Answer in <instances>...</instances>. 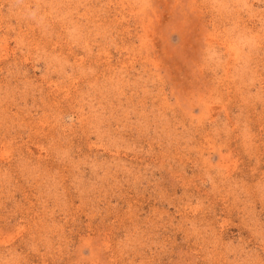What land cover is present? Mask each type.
Instances as JSON below:
<instances>
[{"label": "rangeland", "instance_id": "1", "mask_svg": "<svg viewBox=\"0 0 264 264\" xmlns=\"http://www.w3.org/2000/svg\"><path fill=\"white\" fill-rule=\"evenodd\" d=\"M0 264H264V0H0Z\"/></svg>", "mask_w": 264, "mask_h": 264}, {"label": "bare ground", "instance_id": "2", "mask_svg": "<svg viewBox=\"0 0 264 264\" xmlns=\"http://www.w3.org/2000/svg\"><path fill=\"white\" fill-rule=\"evenodd\" d=\"M211 40L217 42L219 45H223L224 48L226 49V53L231 57L229 64H231L232 62H234V60L239 59L238 57V50L239 47H237V45L230 40H221L218 36H214V38H212ZM228 64V65H229ZM231 67L227 66L226 68V75L229 76V73L231 71L230 69Z\"/></svg>", "mask_w": 264, "mask_h": 264}]
</instances>
